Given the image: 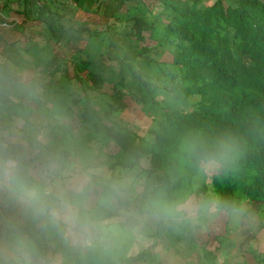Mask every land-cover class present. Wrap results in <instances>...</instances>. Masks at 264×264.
<instances>
[{"label": "trees", "instance_id": "trees-1", "mask_svg": "<svg viewBox=\"0 0 264 264\" xmlns=\"http://www.w3.org/2000/svg\"><path fill=\"white\" fill-rule=\"evenodd\" d=\"M155 1L169 14L163 25L147 22L144 10L133 0H110L106 5L103 16L124 23L122 36L127 45L133 42L134 46L130 45L114 59L119 62V80L112 85L108 102L101 104L100 109L95 107L90 94L97 93L96 100L102 96L106 81L92 69V54L75 46V36L87 33L90 39L97 37L103 42L106 29L92 31L83 23L65 19L64 14L52 8L50 0H22V10L15 11L21 16L20 23L6 19L9 10L5 8V17L3 7L0 23L10 22L20 30L42 24L56 43L74 45L71 47L74 55L83 53L86 58L72 63L65 77L67 81L74 79L79 89L76 97L69 96L70 105L62 100L61 87L53 81L35 98L28 99L53 119L41 127L45 141L28 137L27 147L8 144L0 156L14 155L27 168L47 156L61 170H69L74 169L71 156L82 155L91 142L100 149L113 142L127 159H118L109 166L108 184L127 183L136 189L135 180L124 179L127 173L138 169L135 178L144 181L141 190L151 189L169 199L204 198L211 191L214 197L221 196L237 210L247 200L264 202V0H232L231 5L224 0ZM72 3L89 12L88 6H83L84 0ZM123 7L125 18L121 22L118 14ZM100 42L97 43L100 48L105 46ZM106 42L112 46L110 41ZM160 48L165 49L167 56L155 64L169 80L163 90L171 95L172 102L162 104L161 119L147 131L149 140L138 132L131 133L126 126L121 127L120 116L130 107L125 98L142 107H158L154 97L156 87L135 73L130 62L154 64L152 55H157ZM194 98L198 99L193 103ZM32 112L22 101L13 103L0 98V132L10 131L13 117L33 126L29 120ZM58 116L65 121L59 123ZM73 119L91 127L92 132L75 138L69 123ZM142 158L148 160L145 169L140 166ZM210 162L217 165L216 171L207 182L194 187V179L203 170L201 165ZM117 167L120 171L115 172ZM2 197L6 198L3 193ZM13 226L15 230L7 229L8 232L18 230L27 234L39 256L45 258L48 247L42 245L33 223ZM69 250L68 243H63L55 245L53 253L65 251L70 257L68 262L105 264L100 253L86 251L82 255ZM201 253L208 264H215L216 256L205 245ZM146 256L145 250L135 256L118 255V262L143 264Z\"/></svg>", "mask_w": 264, "mask_h": 264}, {"label": "rangeland", "instance_id": "rangeland-1", "mask_svg": "<svg viewBox=\"0 0 264 264\" xmlns=\"http://www.w3.org/2000/svg\"><path fill=\"white\" fill-rule=\"evenodd\" d=\"M212 0H206V3H210ZM226 5H231L233 3L232 0H224ZM110 0H95L94 3H92V11L91 13H86L84 11H81L80 9L74 7L72 3L67 1H62L63 4L69 3V5L60 6L67 17L65 19H77V23H83L86 25V27L92 29V31H103L106 29V33L102 36L103 42H100L97 37L94 39H90L87 35V33L78 34L76 35V43L78 44L79 48L83 50L85 53L86 50L89 51L90 59L93 61V67L92 69L95 70L97 73H101L103 78L105 79V85L102 89L103 95L98 96L97 102L95 100L97 93H92L91 98L92 102L96 105L98 109H100V105L108 102V95L111 93L112 85L114 83H117L119 80L118 75V69H119V62L114 60L117 57H120L123 51L127 50V48L131 45L134 46L133 42H130V44L127 45V42L124 40L122 36V32L126 29V26L124 23H119L115 18H105L102 14L104 12V9L106 5H108ZM134 4H137L140 9L144 10V19L147 22H154L159 25H163L167 22V19H169V14L166 10H162V6L160 3L156 2L155 0H133ZM125 7L119 12L118 16L122 19L121 22H124L125 18ZM97 10V11H96ZM6 24V23H5ZM35 25V24H34ZM33 25V26H34ZM8 26L6 24L4 27ZM10 26V25H9ZM24 30L22 31L24 33L25 39L28 40L29 43L35 42L34 38H37V40L40 41H46V33L42 32H34L35 30H32L30 27L25 26ZM34 27H37L34 26ZM11 26L8 27V29L11 30ZM33 28V27H32ZM38 31H41L42 29L38 28ZM33 31V32H32ZM37 33V34H35ZM145 35H148V33H145ZM109 37V38H108ZM112 43V46L108 45V42ZM37 42V41H36ZM101 43L105 46H102L100 48V45H97V43ZM44 44V43H43ZM52 46H51V45ZM47 47H44L43 50L42 47H39V49H35L36 46L29 45L28 50L26 52L25 59H21L16 54L14 59H18L17 61H23L26 59H29V57H32V53L34 52L35 56L38 57V59H41L40 61H48V64L40 65L39 67L31 66V63L33 61H37L38 59L35 58L31 61L26 60V62H23L21 64H26L27 66L19 68L14 67L13 71L17 72L16 78L14 77L15 81L18 82L23 80L25 75L30 74L35 76L40 81L38 82V89H41L44 85H46L50 80L53 78L55 79H63V77H66L67 73H70V67H72V63H75L79 59H85L86 56L82 54L74 55V50L71 49V47H75L74 45L68 46L66 44H57L52 40V42L46 41ZM50 45V46H49ZM77 46V45H76ZM77 46V47H78ZM104 52L105 54L103 56L98 55L97 52ZM159 53L157 55H152V58L154 60V64H151L147 66L145 63H143L140 60L131 61V65L133 67V71L136 73H140L143 77V79H147L150 83H152L156 87V92L154 94L155 100L157 102L158 107H142L139 105H136L135 103H132L129 101L128 98L126 99V102L129 103L130 107L128 110L123 112L120 116V119H122L120 122L121 127H125L131 132H138L142 135L147 136V138L150 140V135L147 134V131L149 129L153 128L155 123L161 119L162 116V110L161 106L164 103L172 102L171 95H169L166 91L163 90V88L167 85H169V80L165 79L162 75L161 71L158 69L156 62L163 60L166 58L167 54L165 52L164 48L159 49ZM40 55V56H38ZM160 55V56H159ZM43 57V58H42ZM53 57V58H52ZM34 58V57H33ZM52 61V62H51ZM54 61V62H53ZM159 62V64H160ZM31 66V67H30ZM30 70V71H29ZM62 78H61V77ZM127 78L130 79V75L127 74ZM64 81V80H63ZM66 89L65 91H70L71 95H74V97L77 96L79 89L76 87V84L72 82L65 81ZM45 83V84H44ZM8 84V83H6ZM9 84L11 85L10 81ZM21 84H18L17 86H20ZM20 88V87H19ZM31 94V93H30ZM37 94L34 92L32 96H36ZM198 98L192 99V102H196ZM190 109V108H188ZM47 120L50 121V118L47 117ZM57 118V121H61ZM52 121V120H51ZM41 126V125H39ZM44 126V124H42ZM41 126V127H42ZM38 131L39 133H43L44 129H41ZM16 129V128H15ZM39 129V128H38ZM37 131V129L35 130ZM85 130L80 129L77 132H75L76 135H81L84 133ZM37 134V133H35ZM20 135L16 134L14 137L17 141L21 140L19 137ZM2 138V136H1ZM4 138V137H3ZM14 139V138H13ZM2 141V140H1ZM0 141V142H1ZM15 141V140H14ZM1 144V143H0ZM90 147L92 148V154H89V158L85 157V160H83V164L81 166L80 163L77 164L75 161H73L72 166L74 169H69V171L72 172H88L93 174L98 180L102 182H106L109 179V175L111 173V170L109 169V166L116 162V160H123L127 158H123L122 154L119 155L120 150L119 147L111 142L107 147L103 148L102 151L99 149L98 145L95 144V142H92ZM103 150L105 152H103ZM4 152V149L2 146H0V155H2ZM93 155V156H91ZM88 157V155H86ZM46 157V156H45ZM43 159V158H42ZM48 160V157L46 158ZM45 159V160H46ZM82 160V159H81ZM143 162L145 161L142 159ZM145 163V162H144ZM203 171H200L197 177L193 181V186L198 187L200 184L207 182L209 180V176L213 174L216 171L217 165L213 162L202 164L201 165ZM55 167L51 163H42L41 164H35L30 168V171L35 175L37 173H41L47 176L55 178V182L61 181L64 177L63 174L68 172V169H65L63 173L55 174ZM120 171V168L117 167L115 172ZM138 171V169H135L133 171H130L127 173L126 182H131L134 178V174ZM40 174V175H41ZM54 182V183H55ZM144 181H135L134 185L136 186V189L141 190L144 183ZM209 197H214L213 193L209 191L207 193ZM193 199V198H191ZM249 201V200H247ZM234 214L231 215V217ZM25 218H29V215L26 213L25 209L15 203L9 202V200L6 198L3 199L2 193H0V261H3V264H10V256L8 252L6 251L8 246V241L10 237H15L18 240L25 241L30 251H24L18 253L16 257V264H79L77 261L73 260L74 263L71 261L68 262L67 258L68 254L64 251V253H53L48 254L45 258H42L38 254V249L30 240V238L27 236V234L23 233L22 231H18L17 233L8 232L7 229H11L12 231L15 230V227L13 224L20 226L23 225L25 222H32L34 225V229L36 230V235L42 242L43 246H55V245H63L67 244L70 247L69 252H78L79 254L85 255L87 252L83 250L79 244L75 243L71 238H69L68 242L66 243L64 239L57 234V239H55V233L54 236L51 237L49 234L43 235L44 232L41 231V229L38 227L37 223L33 219L24 220ZM158 227V226H157ZM156 229V226H155ZM158 234V235H157ZM155 235L153 234V238H158L159 242L164 241V244H174L177 242H174V239L176 236L166 234L168 239L164 238L163 235H159V232ZM46 236V237H45ZM194 236V235H193ZM178 237V236H177ZM198 236H196V239ZM194 238V237H193ZM194 238L195 245L197 246V241ZM147 240L149 241L148 245H150L151 237L147 234ZM158 241H155L158 243ZM174 242V243H173ZM144 247V245H142ZM65 253L67 255H65ZM120 254V253H118ZM101 260L105 264H119L118 258L113 255V253H103L101 254ZM83 264H88L87 261H84Z\"/></svg>", "mask_w": 264, "mask_h": 264}, {"label": "clouds", "instance_id": "clouds-1", "mask_svg": "<svg viewBox=\"0 0 264 264\" xmlns=\"http://www.w3.org/2000/svg\"><path fill=\"white\" fill-rule=\"evenodd\" d=\"M63 177L53 183L34 175L18 157L0 156V193L21 205L42 232L58 234L66 243L71 238L93 253L118 251L129 242L146 247L154 222L207 231L237 211L219 195L181 201L127 183L108 184L88 172L68 171ZM6 251L16 264L18 253L30 248L10 237Z\"/></svg>", "mask_w": 264, "mask_h": 264}, {"label": "crops", "instance_id": "crops-1", "mask_svg": "<svg viewBox=\"0 0 264 264\" xmlns=\"http://www.w3.org/2000/svg\"><path fill=\"white\" fill-rule=\"evenodd\" d=\"M50 1L53 9L59 11L60 13L64 14L65 17H67L65 12L59 7L60 6L66 7L67 5L70 6L69 3L63 4L62 1H67L72 3L73 0H50ZM94 1L95 0H84L83 6L84 7L88 6L87 10L89 11L86 13H91L92 3H94ZM73 6L76 7L75 5ZM6 7L8 8L9 11L5 9ZM22 7H23L22 0H0V10L2 11L3 9L2 12L4 13V16L7 15L5 13L8 12L7 17L5 16L6 19H10V20L13 19L17 21V23L18 22L20 23L21 16H17L15 14V11H21ZM80 10L84 11L82 9ZM73 20L76 21L77 19H73ZM3 23H0V98L4 100H8L13 103L22 101L25 104H28L29 107L33 109V112L29 116V120L33 126L25 125L24 121L20 117H13L12 128L10 129V131L0 132V141L2 140L0 142L1 143L0 146H2V148L5 150V147L8 144L19 145L20 147H27L29 143L28 137H32L41 142L45 141L44 137L42 136L43 133H39L38 128H40L42 124L45 125L49 120H47L46 113L42 112L40 108L35 107L36 105L35 101L28 100L31 98H35V96H32L34 92L36 94H40L44 90V88L51 81H53L54 83H57L58 87L59 86L61 87L60 90L62 91L60 92V97L62 98L63 101H65L69 105H70L69 96L71 95V92L65 91L66 89L65 81H67L65 77L59 80L53 78L41 89H38V82L40 80L37 79L35 76L31 75V73L25 75L24 79L23 80L21 79L19 83L13 82L15 81L14 77L16 78V74H18L17 72L13 71L14 67L19 66L20 68L22 67L21 65L26 67L27 66L26 64H21V63L26 62V60L31 61L32 59L34 60L35 58L38 59V57L35 56L34 52L32 53V57H29V59L23 61H17L18 59H14V57H16L15 55L17 54L18 57H20L21 59H25L29 45L36 46L35 49H39V47H42L41 50H43L44 47H47V45H44L46 44V41L51 43L53 39L51 38L49 31L44 25L35 24L34 26L37 25V27L34 26H29V27L32 30H35L34 32L46 33V39H45L46 41L42 42L40 40H37V38H34L35 42L29 43L28 40L25 39L24 33L22 32L24 28H26L25 26L23 29L20 30L14 27V25L11 24L10 22H6V24H8V26L6 27L3 26ZM9 25L12 27L11 30L8 29V27H10ZM38 28L42 30L38 31L39 30ZM53 41L56 42L55 40ZM60 44H66V43H60ZM76 45L78 46V44L75 41V46ZM40 60L41 59H38L37 61H33L31 63V66L33 67L35 66L36 68V66L39 67L40 65H45L49 63L48 61H40ZM9 81L11 85L9 84ZM72 81L76 84L74 79L69 80L68 82H72ZM18 84L21 85L17 86ZM58 87L56 88L57 90ZM71 96L74 97V95ZM57 118H59V120L62 119L61 121H59V123H63L65 121V119L60 116H58ZM51 120L53 122L52 118H50V121ZM69 123L73 131V136L75 138L83 137L87 135L88 132H92L91 127L82 126L77 119H73L69 121ZM36 129L37 131H35ZM80 129L85 130L84 133L81 135H76L75 132H77ZM22 130L26 132V135L23 134ZM16 134L20 135L19 137L21 138V140L19 141H17L18 139L16 140V138L14 137ZM91 143L88 145L87 148L84 149L82 155L77 157L71 156L70 158L71 163H73V161L76 160L75 162L77 164L80 163L79 166L83 167L82 162L83 160H85V157L89 158V154H92L91 153L92 148L90 147ZM100 150L102 151V149ZM103 152L105 151L103 150ZM86 155H88V157ZM119 155H121V153H119ZM46 158L47 156L44 157L43 159L41 158L38 161L32 162L31 165L28 167V169L30 170V168L36 163L41 164V162L42 163L46 162V163H51L56 168L55 174L58 175V173L64 172L63 169L61 170V167L58 163L51 161L49 157L48 160ZM142 159L145 160L144 161L145 163L143 162ZM142 159L140 160V166L143 169H145L148 167V160L147 158H142ZM40 174L41 173H37L35 175L40 176ZM135 174L132 180L140 181L139 179L135 178ZM126 177L124 181L126 180ZM47 178L51 182L53 183L55 182V178L54 179L52 177H47ZM205 197H209V195L207 194L205 195ZM28 219L31 218L30 217L25 218L24 220L26 221ZM158 232L159 235L160 234L163 235V237L166 239H168L166 234H170L171 236L174 235L176 236V238L179 237V239H177V242L176 239H174V242H176V243L173 242L174 244H170L172 242H170L169 244L167 243L164 244V241L159 242L158 238L157 239L155 237L153 238L154 236L153 234L155 233L156 235ZM46 234L47 233H43V235ZM147 234L150 235L151 237L150 245H147L146 247L140 245L139 248L137 249V246L135 245L134 242H129L126 245L122 246L118 251H113L111 253H113V255H115L118 258V255L135 256L141 251L145 250L147 252V256L143 264H208L201 253V248L203 247V245H205L206 249L213 252V254L216 256L215 264H264L262 258L264 256V202H256V201L243 202L241 207L234 213L232 217L230 216L226 218L222 223L216 225L215 227H211L207 231H203L199 228H194V229L181 228L179 230H175L173 228H170L163 221H159V222H154L152 224L151 230ZM49 236L53 237L54 233L49 234ZM196 236H198L197 237L198 240L196 239ZM193 237L197 241V246L195 245V243H193L195 242ZM155 241H158V243H156ZM47 247H48L47 254L49 256V254H52L51 252H53L55 246L52 245V247L51 246H47ZM62 262L64 261H61V264ZM72 263L74 262L72 261Z\"/></svg>", "mask_w": 264, "mask_h": 264}, {"label": "built area", "instance_id": "built-area-1", "mask_svg": "<svg viewBox=\"0 0 264 264\" xmlns=\"http://www.w3.org/2000/svg\"><path fill=\"white\" fill-rule=\"evenodd\" d=\"M6 24L5 23H3V26H5Z\"/></svg>", "mask_w": 264, "mask_h": 264}]
</instances>
